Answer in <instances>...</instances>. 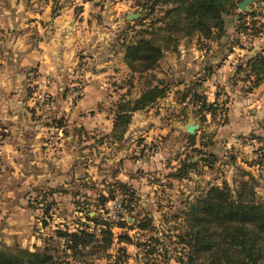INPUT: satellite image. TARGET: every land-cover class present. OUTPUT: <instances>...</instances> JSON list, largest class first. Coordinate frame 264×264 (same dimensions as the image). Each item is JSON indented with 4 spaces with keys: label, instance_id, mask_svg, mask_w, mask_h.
Here are the masks:
<instances>
[{
    "label": "crops",
    "instance_id": "1",
    "mask_svg": "<svg viewBox=\"0 0 264 264\" xmlns=\"http://www.w3.org/2000/svg\"><path fill=\"white\" fill-rule=\"evenodd\" d=\"M52 5L50 0L43 12L29 15L22 10L21 0H0V242L17 239L30 247L41 245L47 234L51 236L47 230L66 222L62 214L68 209L69 198H78L79 183L85 182L83 175L74 173L72 167L91 165L90 172L96 180L100 165L116 164L120 167L116 179L130 182L133 163L127 155L133 149L134 139L129 134L143 133L150 138L159 127L145 124L157 116L164 118L163 111L153 113L150 106L138 109L133 112L123 138H112L115 114L97 107L108 101L107 90L114 81L131 69L115 51L95 62L86 57L79 50L84 46L83 38L77 43L69 38V5H62L56 14L52 13ZM229 18L231 15L226 17V40L236 37V24ZM196 42L188 46L183 38L176 49L166 50L160 65L167 66L172 61L175 66L187 55L192 67L178 70L192 78L208 69L211 72L204 84L209 85L217 72L220 76L225 72L233 74L238 60L258 52L264 45V35L254 38L251 49L234 46L229 50L223 44L198 46ZM189 82L185 79L176 85ZM74 85L82 89L80 98L73 99L72 92L67 90ZM165 99L180 105L169 115L185 117V99L179 102L169 95L160 101ZM207 99L213 101L216 96L208 95ZM66 118L71 122L67 123ZM172 126L178 132L185 129L180 120ZM85 130L93 136H86ZM103 159L107 162L102 163ZM135 161L137 169L146 164L142 158ZM147 161L154 163L152 159ZM40 214L53 217L41 227L43 233L38 234L34 222L39 223ZM66 223L71 228L78 226Z\"/></svg>",
    "mask_w": 264,
    "mask_h": 264
},
{
    "label": "rangeland",
    "instance_id": "2",
    "mask_svg": "<svg viewBox=\"0 0 264 264\" xmlns=\"http://www.w3.org/2000/svg\"><path fill=\"white\" fill-rule=\"evenodd\" d=\"M21 1L22 10L29 15H34L35 12H43L50 0ZM52 1L53 14H56L62 5L65 6L66 3L69 5V38L74 43H77L78 39L81 41V37L83 38L81 45L84 46H81L79 50L84 51L86 57L89 56L90 60L95 62V59L103 60L110 51H115L119 55L117 57L127 65L125 59L127 45L135 33L139 32V29L146 27L148 21L163 14L161 7L164 6V4L158 3L155 10L150 11L146 7L144 8L143 4L145 6L147 4L152 5L153 0ZM258 6L264 7V0H254L249 4L250 9L248 11L255 10ZM130 12H138L140 15L131 18L129 17ZM241 12L246 11H242L238 7L235 13L231 14L230 22L236 24L239 17L238 13ZM248 19H251L250 16ZM184 38L188 46L198 41L197 36ZM244 40L245 42L249 41L248 39ZM223 41L222 38H218L203 43L202 41L196 42V44L198 46L206 44L221 47ZM246 44V46H252L249 49L253 48V41ZM187 57V55L183 57L180 64L175 66L172 61L163 67L159 62L157 66L144 73L132 74L131 70L127 73L124 72L110 86L111 88L107 90L109 93L108 101L100 103L98 109L115 114L116 105L121 97L136 98L149 84L152 85L161 80L162 85L167 86L164 96H174L179 102L185 99L186 104H183L185 106L183 109L186 115L181 118L172 117L169 114L174 112L176 108L180 109L179 103L167 99L160 101V98L164 96L158 97L159 101L157 99L148 106L153 108V113L163 111L164 118L154 114L157 116L154 118L155 120H149L145 124L146 127H159L157 132L150 134V138H147L146 135L143 136V133H131L128 136L134 139L133 149L127 155L133 163L129 175L130 182L116 179L115 176L120 167L116 164L108 165L106 159L101 161L102 163L107 162V164L99 166L100 176L96 180L90 172L92 171L91 165L84 163L83 167L81 165L77 168L72 167L74 173L83 175L85 182L79 183V197L70 196L68 209L66 213L62 214L63 218L66 217V222L78 223V226L75 227H84L87 224L89 228L93 229L95 220L101 217L105 218L107 210L114 207L115 202H120L127 207L126 219H128L129 224H132L139 212L148 213L154 221L155 228L153 230L147 229L137 234V229H129L128 232L134 241H144L149 235L162 236L169 245L167 264H181L178 260L180 253L177 250V247H181V245L171 239H173V234L177 233V229L182 227L183 210L187 209L191 202L195 201L201 193L206 192L212 185H222L226 181L230 186L236 187L242 178L247 179L253 175L257 183L256 195L264 199V81L258 87L250 89L251 82L242 80L248 77L244 72H234L233 74L225 72L223 76L217 72L216 77L212 78L211 81L209 80L210 84L206 85L204 81L208 80L206 77L211 72L208 69L201 72L200 76H192V78L191 75H183L178 70L179 67L184 69H189V66L192 67L191 63L188 64ZM85 61L88 63L87 60ZM239 62L241 60L236 63ZM216 63L218 64V62ZM164 68V71H159V69L163 70ZM70 77L72 82L71 73ZM185 79L190 80L188 85H176L178 81ZM67 90L72 92V95L77 93L73 99L82 96L80 86H68ZM208 95H215V100L218 99L214 105L216 108L214 113L203 110V104H200L199 98L201 96L208 97ZM175 120H180L184 125L189 122L199 123L200 127L197 132L192 134L195 135V138L192 139L185 129L183 132L173 130L172 125ZM65 121L71 122L70 118H66ZM163 126H166V129L162 130ZM170 128L172 130L169 131ZM85 135L93 136L87 132ZM130 144L132 145V143ZM88 151L89 154L92 153L90 150H86V153ZM158 151L160 152L157 153ZM154 156L156 158H153ZM138 158H142L146 164L137 169L135 160ZM145 158L147 160L152 159L155 164L144 160ZM186 158L194 161L195 165L191 166L188 177H175L176 169ZM120 164L121 162L118 163V165ZM149 166L150 168H148ZM105 179L108 182L103 181ZM52 217L51 215L40 214L39 223L34 222V231H38V234L43 233L42 230L40 232L41 227L48 225L52 221ZM66 222L59 228H65ZM57 228L53 227V229L47 230L51 233V238H53L52 235ZM125 230V228L118 226L114 227L116 233ZM48 235L47 237H50ZM38 236L44 238V235ZM17 244L24 246L17 239L0 242V245L11 247ZM44 244L45 239L41 245L24 247L34 250ZM51 244L58 246L55 237L51 240ZM120 245H124L128 254L126 257L127 264H150L145 262L147 260L144 254L138 253L139 248L138 246L134 247L136 246L135 243H121ZM118 246L119 244L116 243L109 250V253L123 254L118 252ZM58 248L55 253L61 255L62 259H68L63 264H79L73 258L65 257L62 246L59 245ZM115 259V256L112 259L102 257L95 260L94 264L114 263Z\"/></svg>",
    "mask_w": 264,
    "mask_h": 264
},
{
    "label": "trees",
    "instance_id": "3",
    "mask_svg": "<svg viewBox=\"0 0 264 264\" xmlns=\"http://www.w3.org/2000/svg\"><path fill=\"white\" fill-rule=\"evenodd\" d=\"M240 1L153 0L152 5L143 4L150 11L155 10L158 3L164 4L161 7L163 14L148 21L127 45L125 59L132 74L144 73L157 66L166 50L176 49L184 37L197 36L198 42L202 43L222 38V44L229 50L234 46L252 47L246 46L244 39L253 41L256 36L264 35V7L238 13L236 37L225 38L226 17L235 13ZM236 64L235 73L244 72L248 76L242 80L251 82L250 89L258 87L264 81V45ZM166 90L167 86L158 80L136 98L121 97L115 109L112 138L121 140L133 112L164 96ZM199 100L203 110L215 112L218 99L209 101L207 96H201ZM190 136L195 138V135ZM193 165L195 162L188 158L182 160L174 176L188 177ZM255 180L251 175L242 178L236 187L226 181L222 185H212L183 210L182 227L171 239L181 245L177 247L181 264H264V199L256 195ZM123 207L127 210L125 205ZM153 222L148 213L139 212L132 224L123 215L116 219L109 215L96 219L93 229L87 224L75 228L67 224L65 228L58 227L52 235L58 246L51 244V236L46 237L42 247L34 250L20 244L14 247L0 245V264H63L68 259L55 253L59 245L63 247L65 257H71L79 264H94L97 259H112L113 256L116 259L109 264H127L128 254L121 243H135L146 263L167 264L169 245L162 236L149 235L144 241H134L128 232L129 229H137V234L153 230ZM115 226L126 230L116 233ZM116 243L119 244L118 252L123 254L109 253Z\"/></svg>",
    "mask_w": 264,
    "mask_h": 264
},
{
    "label": "water",
    "instance_id": "4",
    "mask_svg": "<svg viewBox=\"0 0 264 264\" xmlns=\"http://www.w3.org/2000/svg\"><path fill=\"white\" fill-rule=\"evenodd\" d=\"M254 2V0H242L238 3L239 8L242 11H248L250 9L249 4ZM140 15V13L136 12V13H129V17L133 18V17H138ZM185 129L190 132V133H196L197 129L200 127L199 123H193V122H189L187 124L184 125ZM132 218V217H130Z\"/></svg>",
    "mask_w": 264,
    "mask_h": 264
},
{
    "label": "built area",
    "instance_id": "5",
    "mask_svg": "<svg viewBox=\"0 0 264 264\" xmlns=\"http://www.w3.org/2000/svg\"><path fill=\"white\" fill-rule=\"evenodd\" d=\"M249 40V39H248ZM250 43V40L245 42L246 43ZM252 45V44H250ZM77 93H75V95H73L74 97L76 96ZM114 207H112L111 209H109V211L107 212V215H109L112 219H116L118 218L120 215L126 216V208L123 207L122 203L120 202H115Z\"/></svg>",
    "mask_w": 264,
    "mask_h": 264
}]
</instances>
